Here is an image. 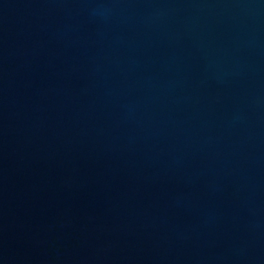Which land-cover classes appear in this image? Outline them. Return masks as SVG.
<instances>
[{
	"label": "water",
	"instance_id": "1",
	"mask_svg": "<svg viewBox=\"0 0 264 264\" xmlns=\"http://www.w3.org/2000/svg\"><path fill=\"white\" fill-rule=\"evenodd\" d=\"M0 264H264V0H0Z\"/></svg>",
	"mask_w": 264,
	"mask_h": 264
}]
</instances>
